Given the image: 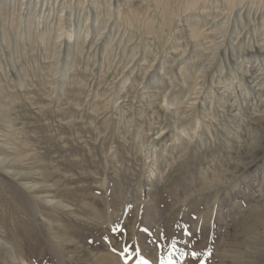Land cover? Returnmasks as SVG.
<instances>
[{
  "label": "rangeland",
  "instance_id": "374dc122",
  "mask_svg": "<svg viewBox=\"0 0 264 264\" xmlns=\"http://www.w3.org/2000/svg\"><path fill=\"white\" fill-rule=\"evenodd\" d=\"M165 1H0V264H264L262 19Z\"/></svg>",
  "mask_w": 264,
  "mask_h": 264
},
{
  "label": "bare ground",
  "instance_id": "6f19581e",
  "mask_svg": "<svg viewBox=\"0 0 264 264\" xmlns=\"http://www.w3.org/2000/svg\"><path fill=\"white\" fill-rule=\"evenodd\" d=\"M156 1H157V2H155L156 4H159V3L161 4L162 3V0H156ZM213 1L215 2L217 0H175L174 2H172L170 0H167V1L163 2V8H162V10L164 12V15H165L164 21L165 22H170V24H171V22L173 20H175V17L178 15L179 10H180V9L177 8V6L178 7L179 6L183 7L182 9H184V10L193 9L197 14H199V16L196 17V18L195 17L194 18H190V20L193 21L192 23H196V25H194L190 29L191 37L194 39V38H197L201 34L200 36L203 37V39H201L202 40L201 44L203 46H205L206 48L207 47H217V46H219L217 44L218 42H217V40L213 39V37L211 35H213V33H214V35H219V34L222 35V14L223 13H222V10H221V14H217V15L208 12L209 7H211L213 5L212 4ZM218 1H220L221 6H222V2H223V7L225 6L224 9L227 11L228 17L230 18L231 16H234L235 17V20L238 22V24H240V27H242L243 25H246V24H252V22L257 21L256 19L258 17H260L262 19L260 26H258L256 24V26L254 27V29H253V25H250V26L252 27L253 36H254L256 42L259 40V41L262 42V44L264 43V0H218ZM57 2H55V4ZM218 9L219 8H217L216 10H218ZM218 12H220V10ZM208 17H212L213 19L211 18L212 20L208 21ZM130 18L133 21L136 20V18L133 15H131ZM260 18H259V21H260ZM146 22H147V20H146ZM148 22H149V20H148ZM209 22L210 23H213V28L214 27L216 28V27L219 26L220 29H217V30L211 29L210 30V28H206V26L209 24ZM215 22H217V23H215ZM234 24H236V23H234ZM225 25H224V27H225ZM199 26H202V27H199ZM227 26H229V24ZM245 35H247V34L245 33ZM222 39L223 38L221 37V41H222ZM258 43H260V42H258ZM205 51H207V50H205ZM258 72H259L258 69H252L251 70V75H258V74L259 75H264V74H262V73L260 74V72L259 73ZM263 81H264V79H263ZM263 84H264V82H263ZM246 93H248V92L246 91ZM259 100H261V99H259ZM169 102H171V100H169ZM260 103H264V101L263 102H260ZM261 112L263 113V111H261ZM260 115H262V114H260ZM172 120H173L172 121L173 122V125L174 126L177 125L178 118L176 117V112H175V117H172ZM9 128L11 129L12 127L9 126ZM4 154H6V152H4ZM5 158H1V156H0V170L1 171H7V169L9 167H11V165H12V162L11 161H8ZM28 175L29 174H27V175L25 174V178H27ZM18 176H19V178H23V176H20V175H18ZM47 202L49 204H54V202H52V201H47ZM46 220L48 221V219H46ZM1 247H4V242H1V240H0V248ZM11 258H12V260H14L13 257H11Z\"/></svg>",
  "mask_w": 264,
  "mask_h": 264
},
{
  "label": "snow or ice",
  "instance_id": "6c2138e0",
  "mask_svg": "<svg viewBox=\"0 0 264 264\" xmlns=\"http://www.w3.org/2000/svg\"><path fill=\"white\" fill-rule=\"evenodd\" d=\"M173 246H174V245H173ZM126 251H127V249H125V252H126ZM137 254H139V253L137 252ZM191 255H192L193 258H195L198 254L195 253V252H193V253H191ZM143 264H146V262H143ZM161 264H171V262H170V260H168V261L162 260V261H161Z\"/></svg>",
  "mask_w": 264,
  "mask_h": 264
}]
</instances>
